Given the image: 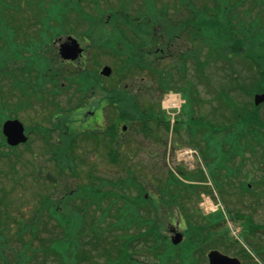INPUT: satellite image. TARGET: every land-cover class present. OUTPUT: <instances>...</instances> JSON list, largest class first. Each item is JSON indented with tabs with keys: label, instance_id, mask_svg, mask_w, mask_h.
Returning <instances> with one entry per match:
<instances>
[{
	"label": "rangeland",
	"instance_id": "rangeland-1",
	"mask_svg": "<svg viewBox=\"0 0 264 264\" xmlns=\"http://www.w3.org/2000/svg\"><path fill=\"white\" fill-rule=\"evenodd\" d=\"M57 1L63 2V5L72 3L75 7L79 2L83 13L92 15L95 21L91 26L81 13L77 14L73 8L67 9L61 14V27L64 30L61 32L66 34L55 35L41 46L44 50L43 56L49 59L54 58L59 63L62 61L59 60L57 47L54 46V40L58 37L79 38L80 43L86 46L85 58H81L79 62L73 65L66 64V66L53 65L57 68V86L44 82V87L36 85L34 89L26 88L27 94L24 96H20L16 90L14 92L18 95L12 96L11 86H14L15 80L9 81L0 76L3 111L8 112L7 114L4 112V116L12 114L11 117H15L14 114L18 113V119L24 123L27 130L36 129L38 124L44 126V129L40 131H27L28 143L25 146L35 154L34 157L29 155L25 146H21L16 150L20 157H14L12 167L1 152L6 148L0 147V244L8 250L0 254V264H14V252L20 251L21 248L23 252L21 260L24 258L27 263L29 261L34 262L33 264L62 263L55 256L51 257L48 253H44L46 246H51L55 238L62 236V231L52 227V224L58 223V220L50 217L48 211L41 213L39 199L42 197L40 192L43 191V185L40 182L31 181V176H28L29 170H36L34 171L36 178L40 177L39 172L43 175L42 180H45L42 183L52 188L50 189V192H53V194L50 193L51 201H55L63 212L69 209L77 216H81L86 209L90 215L87 217L88 224L84 229H79L77 225L74 246L76 255L70 261L71 264H104L106 262L124 264L112 255V249L117 243L113 239L116 235H120L121 231L127 236L128 242L134 238L130 251L134 253L133 256L137 260L145 264H188L184 261L181 247L191 233L197 238L202 236V240L196 241L194 250L191 252L192 263L190 264H207L206 254L212 249L237 257L244 264H264V233H257L256 237L244 234L249 228L248 222L257 226L264 225V146H262L264 140L260 139L262 144L260 145L253 137L247 139V132L241 135L245 130L250 129L257 133L264 132V103L254 112L257 123L248 127L247 120L238 122L222 116L226 112L230 117L228 108L223 107L219 99L221 96L214 92L219 86L231 99L236 97L235 92L222 88L223 82H233L229 77L232 68L241 72L238 75L239 79H234L235 84L252 89L251 91L257 90L260 85L264 88L262 82L257 84V78H251L252 73L257 75V68L253 67L256 71L249 70L248 62V56L264 55V49L259 47V45L264 47V41H262L264 0H218V4H222L220 9L209 0H191L189 9L198 15L197 17L191 14L192 18L198 21L199 19L208 20L211 17L220 18L224 25H227L228 30L232 28L236 34L241 28L240 38L236 39L237 43L233 47V49L238 47L237 57L234 54L232 56L234 58L226 64L220 60L216 62L213 58L206 59L208 62L206 81L215 86L212 94L208 92L205 85L197 84L199 77L196 71H190L191 66L189 71L185 72L186 78L190 77L195 82V90L190 94V98H194L192 101L194 107L191 111L189 103L191 99L185 93L183 97L187 102L178 115L183 120H189V118L191 120L192 117L197 119L190 122L192 128L200 129L201 127L194 137L187 136L186 130L178 128V124L174 126L175 131L171 129L169 132L167 129L165 132L160 131L161 128L151 124L153 134L144 137L134 131L123 132L120 129V123H115L119 121L123 126H128L132 119L140 120L153 114L167 117L169 114L161 103L162 99L166 102L171 96L166 95L164 90H167L168 86L174 92H184L182 86L185 83L179 81L184 71H181L179 61L168 58L161 60L158 64L152 63L154 69L151 74L138 67L129 66L124 50L125 48L134 50L143 58L151 59L158 47L157 42H160L158 33L168 31L173 25L182 26L181 43H184V39H192L196 36L195 32L184 29L187 25L183 13L186 11L185 7L182 8L178 3L176 7L175 0H145L146 4H156L150 9L140 4L141 0H47L43 5L52 6L51 4L54 3L53 8L56 9ZM179 12L182 18L178 17ZM74 13L77 17L73 15ZM30 14L24 0H0V59L6 54L16 58L19 54L22 56L28 54L25 46L26 39L30 38V33L38 28L32 24L34 15L30 16ZM44 17L47 15L45 14ZM186 17L191 18L187 15ZM49 21H51L50 17ZM52 24L57 25V22ZM93 32L95 43L110 39L108 36L118 37L119 40L116 41L118 50L81 42ZM241 36H252L253 43L249 39H242ZM28 58L35 65L50 64L42 57L28 55ZM12 62L16 74H21L25 62L21 59H18L17 63L14 59ZM9 64V59L2 62V66ZM104 65L109 66L112 71L107 78L99 76V68ZM167 69L171 70L169 72L173 80H168L169 72L163 73ZM46 73L50 74L51 70H47ZM38 74L28 73L24 79L35 82ZM75 80L78 82H74ZM119 83L122 87L139 85L147 90L145 94H134L133 98L127 92H120V89L116 88ZM51 86L62 89L63 93L55 97L59 102L58 108L61 107L59 110L70 109L69 111H73L72 115L55 113L49 103L52 97L45 94L43 98L46 96L47 101L39 97L38 93L42 88L48 92ZM87 86L91 87L94 95L91 96L89 104L82 107L77 105V98L81 97ZM77 88L79 92H76ZM91 92L85 91L87 96H90ZM212 95H216L218 99L214 100ZM243 95V98L239 96L231 101L235 100L238 104L245 105L247 109L249 106L248 110L252 113L250 109L253 99ZM113 101H117V111L111 106ZM99 104H106V107L102 111L98 109L95 112L94 117L98 120V125L95 124L90 128L93 130L91 133L98 134L99 140H90L82 131L84 127L89 129V124H86L91 121L88 117L89 113ZM240 105L232 108L241 112ZM81 107L85 109L80 111L78 116V110H81ZM153 108L155 111L151 110ZM47 115H50L48 120L52 123L57 122L54 126L56 128L45 121ZM76 119L80 121L73 122ZM60 122L66 132L59 126ZM76 125L79 129H75ZM204 129L207 130L205 137ZM46 138L50 139L47 143L44 141ZM247 140L252 142L251 148ZM105 141L110 143L107 145ZM161 141L171 143L172 147L194 144L201 154L202 161L204 155L208 162L215 159L216 162L213 163L218 169L226 166L227 158L233 161L230 163V170H216V182L221 184V189L217 190L213 182L209 185L189 184L188 182L194 179H203L202 172L190 164L177 163L175 153L173 154L172 151L169 153V150L165 149L166 143H158ZM222 146L224 151L221 150ZM229 150H232V153L227 155ZM108 152L112 159L109 158ZM56 156H66V162H60ZM18 179L23 182L18 183ZM178 183L183 190L176 191L174 185ZM159 191L160 195H157ZM150 192L154 194L153 198L149 196ZM207 193L212 194L209 196L213 203L221 207L215 213L213 221L210 220L211 216L202 214L205 213L202 195ZM92 199L99 200L103 210L108 212L104 216V221L100 220V214L94 211L93 207L88 208V202ZM181 211L182 218L179 217ZM117 214L122 220L127 217L125 223L120 218H115ZM39 217H41L40 221ZM239 217L243 219L240 220ZM219 221H224L225 224L213 227ZM179 225L189 230L183 232L182 243L172 246L168 237L172 235L171 230H177ZM154 229L161 234V236L157 235L159 238L156 242L142 243V239L134 237L146 230L150 234ZM261 230L264 231V229ZM179 231L182 232V230ZM251 232L253 231H249ZM233 235L241 236L240 242L253 256L252 263L241 255L243 254L241 251L240 253L237 251L239 248L232 242ZM86 237L89 238L84 241ZM163 239L165 241H162ZM8 246L13 247L14 251ZM84 248L88 249L89 255L87 257L85 255L82 259L80 256ZM129 263L134 264L133 261Z\"/></svg>",
	"mask_w": 264,
	"mask_h": 264
},
{
	"label": "trees",
	"instance_id": "trees-1",
	"mask_svg": "<svg viewBox=\"0 0 264 264\" xmlns=\"http://www.w3.org/2000/svg\"><path fill=\"white\" fill-rule=\"evenodd\" d=\"M259 2H261V1H259ZM210 25L212 28H217V27L222 28V29H219L220 31H218L217 36L219 38L222 37V38H224V40H226V37H228V33H229V30H228V33L226 32L227 27H225L224 25H221L219 23L217 24L216 21L211 22ZM252 57H255V56H252ZM6 74H8L11 78L14 76V73L12 71L8 72ZM15 85L18 86L17 83H15ZM59 218L64 223L63 224L64 228L62 229V236H61V237H63V241L59 242V239L61 238L60 237L57 240V242H59V243H56L57 245H55L54 247H52V245L46 246L45 251H46V253H48V255H52V256H54V255L59 256L58 253L60 251H65L66 252L65 255H68L69 257L72 258V254L74 251V246H75V242H76V238H77L76 230H74L73 226L79 225V229H84V224L86 223V215L83 214V215L77 216V218H75V216L72 217L70 210H68V212H64L62 214V216ZM200 230L202 231V228ZM205 235H207V234H205ZM189 237H190V242H189V245H187V247H188L187 253H188V255H191V252L194 250V245H195L197 236L192 233ZM203 237H204V235H203ZM199 239L202 240V236H199ZM22 253L23 252H21V250L15 252L16 256L14 257L15 258L14 264H20L21 263L19 260L22 257ZM185 257H186V255L184 254V258Z\"/></svg>",
	"mask_w": 264,
	"mask_h": 264
},
{
	"label": "water",
	"instance_id": "water-1",
	"mask_svg": "<svg viewBox=\"0 0 264 264\" xmlns=\"http://www.w3.org/2000/svg\"><path fill=\"white\" fill-rule=\"evenodd\" d=\"M75 45L72 47H69V50H65V52L62 54V56L65 58H71L75 59L78 53L81 52L80 49H78V44L73 41ZM110 68L105 67L103 68L101 74L104 76H108L110 74ZM255 104H259L260 102L264 101V94L255 96ZM4 134L7 136L8 142H18V141H24L25 138L23 136V128L17 121L12 122H6L3 127ZM179 241V238L174 241V243H177ZM209 258V264H240V262L236 258H230L228 256L222 255L217 251H211L208 254Z\"/></svg>",
	"mask_w": 264,
	"mask_h": 264
},
{
	"label": "flooded vegetation",
	"instance_id": "flooded-vegetation-1",
	"mask_svg": "<svg viewBox=\"0 0 264 264\" xmlns=\"http://www.w3.org/2000/svg\"><path fill=\"white\" fill-rule=\"evenodd\" d=\"M158 36H159V33H158ZM162 45H164V47ZM162 45L160 44V42H157V46L158 47H157L156 52H155V55H156V58L157 59H158L160 53H163V55H165L166 52H164V51H167L171 47V43L168 42V41H166V40H164V39L162 40ZM159 46H162L163 48H160ZM180 51L182 53L183 60L182 61H179V64L181 66V69L183 71H185V69L187 67H189V63H190L189 62V56H190V44H189V41L184 42L182 44V48H180ZM161 56H162V54H161ZM75 62H78V61H74V62H62V65H65V66H66V64L73 65Z\"/></svg>",
	"mask_w": 264,
	"mask_h": 264
}]
</instances>
